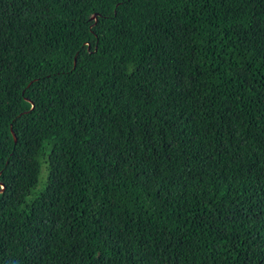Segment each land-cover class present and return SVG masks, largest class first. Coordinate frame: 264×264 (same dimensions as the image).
I'll list each match as a JSON object with an SVG mask.
<instances>
[{
    "label": "trees",
    "instance_id": "trees-1",
    "mask_svg": "<svg viewBox=\"0 0 264 264\" xmlns=\"http://www.w3.org/2000/svg\"><path fill=\"white\" fill-rule=\"evenodd\" d=\"M0 264H264V0H0Z\"/></svg>",
    "mask_w": 264,
    "mask_h": 264
},
{
    "label": "water",
    "instance_id": "water-1",
    "mask_svg": "<svg viewBox=\"0 0 264 264\" xmlns=\"http://www.w3.org/2000/svg\"><path fill=\"white\" fill-rule=\"evenodd\" d=\"M94 17H96V16H94ZM12 135H13V137H14V141H16L15 134L12 133Z\"/></svg>",
    "mask_w": 264,
    "mask_h": 264
},
{
    "label": "rangeland",
    "instance_id": "rangeland-1",
    "mask_svg": "<svg viewBox=\"0 0 264 264\" xmlns=\"http://www.w3.org/2000/svg\"><path fill=\"white\" fill-rule=\"evenodd\" d=\"M43 176H45V173H44V175Z\"/></svg>",
    "mask_w": 264,
    "mask_h": 264
}]
</instances>
